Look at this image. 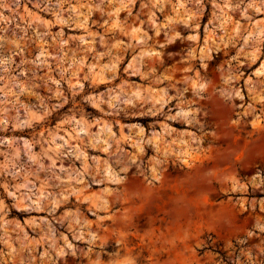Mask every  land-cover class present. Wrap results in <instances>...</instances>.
<instances>
[{
	"label": "rangeland",
	"instance_id": "374dc122",
	"mask_svg": "<svg viewBox=\"0 0 264 264\" xmlns=\"http://www.w3.org/2000/svg\"><path fill=\"white\" fill-rule=\"evenodd\" d=\"M0 264H264V0H0Z\"/></svg>",
	"mask_w": 264,
	"mask_h": 264
},
{
	"label": "bare ground",
	"instance_id": "6f19581e",
	"mask_svg": "<svg viewBox=\"0 0 264 264\" xmlns=\"http://www.w3.org/2000/svg\"><path fill=\"white\" fill-rule=\"evenodd\" d=\"M256 72H257V75H260L261 73H262V69H261V67L260 68H258L257 70H256ZM182 113V112H181ZM183 115H184V113H182Z\"/></svg>",
	"mask_w": 264,
	"mask_h": 264
}]
</instances>
